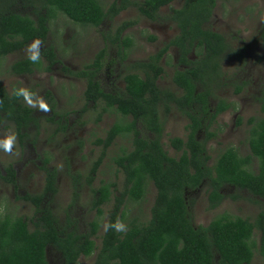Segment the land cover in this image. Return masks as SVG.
Wrapping results in <instances>:
<instances>
[{
  "label": "trees",
  "instance_id": "1",
  "mask_svg": "<svg viewBox=\"0 0 264 264\" xmlns=\"http://www.w3.org/2000/svg\"><path fill=\"white\" fill-rule=\"evenodd\" d=\"M175 1L114 0L105 8L100 0H0V64L31 42L45 40L51 22L59 14L77 24L101 28L104 48L92 63L71 74L87 80V102L102 104L103 113L114 110L124 117L125 121H117L111 127L104 141L99 140L104 149L119 137L132 140V149L124 150L116 159L124 175L123 189L119 192L115 182H104L94 190L92 210L97 215L87 222L86 228L76 220L74 205L66 212L64 221L43 206L49 196L57 193L55 170H48L41 193L22 197L36 209L38 216L31 221L34 230L24 217L0 214V264H50L49 247L58 250L66 264H78L82 257H90L97 251L96 238L105 215L103 207L112 201L95 264H251L257 249L264 258V209L254 220L223 215L208 225H196L193 213L196 199L188 194L206 185L211 209L224 201L226 187L235 188V199L242 192L264 199V117L253 119L250 155L242 157L236 149L228 148L213 166L209 164L208 144L216 138L212 128L234 106L220 97L219 92L234 87L240 94L249 84L245 80L239 82L236 76H228L223 70L232 51L224 35L210 28L219 0H184L181 8L174 9L167 19L176 24L179 33L147 60L131 64L124 77V88L108 92L99 81L100 73L108 70L110 63L122 64L127 59L132 39L123 35L137 22L124 21L115 33L104 28L105 24H113L130 8L160 22L164 19L162 9ZM18 6L29 9L33 15L18 12ZM261 40L264 45V27ZM172 48L179 52L181 68L175 71L173 81L182 91L180 95L158 84L165 72L161 61ZM113 52L117 55L115 59ZM193 54L197 56L195 59ZM59 62L54 48L49 47L42 51L37 62L25 58L15 62L11 70L15 75H32L37 71L50 72ZM19 89L14 87L9 92L0 84V124L13 123L22 136V130L35 118L24 98L15 95ZM258 101L264 112V83ZM173 108L190 120L187 138L171 139V146L181 153L180 157L171 156L162 143L164 126L160 114ZM254 159L259 163L257 171L251 169ZM101 163L102 158L92 167L90 185ZM5 170L6 175L0 172V177L16 185L14 167L9 165ZM151 183L157 190L151 218L145 222L134 218L118 231L114 225L124 220L127 204L144 201ZM255 230L261 234L259 246L253 239Z\"/></svg>",
  "mask_w": 264,
  "mask_h": 264
},
{
  "label": "rangeland",
  "instance_id": "2",
  "mask_svg": "<svg viewBox=\"0 0 264 264\" xmlns=\"http://www.w3.org/2000/svg\"><path fill=\"white\" fill-rule=\"evenodd\" d=\"M100 1L108 8L114 0ZM183 3L184 0H176L164 7L162 9L164 19L160 22H153L140 15L135 8H130L121 13L113 24H105L104 28H109L115 33L124 21L137 22L123 35L132 39L127 59L122 64L110 63L108 70L99 75V81L105 91L111 92L117 87L124 88V77L129 73L130 65L147 60L179 33L176 24L167 17L174 9L181 8ZM17 10L33 15L23 6H18ZM263 27L264 0L218 1L210 28L224 35L232 51L223 64V70L228 76H236L239 82L245 80L249 84L240 94L235 92L234 87H227L219 92L220 97L234 106L223 113L212 128L216 138L208 144L210 166H213L228 148L236 149L242 157L251 154L249 139L253 119L259 120L264 117L258 101L261 85L264 83V45L261 40ZM151 36L156 39L151 40ZM36 41H39L40 56L42 51L49 47H53L56 52L60 62L55 64L50 72L37 71L32 75L12 73V65L28 58L29 46L35 41L27 48L12 53L0 64V84L9 92H12L14 87L32 90L37 104L39 100H43L48 105V111H42L38 106L32 107L25 102L33 109L35 121L22 130V136L18 134L13 123L0 124V140L14 136L10 152L0 149V172L5 176V168L9 165L16 170V185L0 177V214L24 217L34 230L35 226L31 221L38 216L36 209L22 197L26 194L41 193L46 185L48 170H55L57 193L49 196L43 206H48L58 219L64 221L66 212L74 205L72 211L76 220L86 228L87 222L95 219L97 215L96 210H92L94 190L104 182H115L119 192L123 189L124 175L119 170L116 159L123 155L124 150L132 149V140L119 137L112 146L104 149L99 140L104 141L111 127L117 121L124 120V117L114 110L103 113L102 104L87 102L85 99L87 80L71 74L92 63L104 48L105 41L101 28L83 26L59 14L51 22L47 38ZM168 54L161 61L165 72L158 84L161 88L180 95L182 91L173 81L175 71L181 68L178 66V49L172 48ZM112 57L114 59L117 57L115 52ZM196 57L195 54L192 55L193 59ZM160 116L164 126L162 137L164 148L171 156L180 157L181 153L171 146V139L174 137L186 139L190 120L175 108L167 114L162 110ZM100 158L102 163L90 185L88 183L90 171ZM258 167V160L254 159L251 169L257 171ZM76 187L78 198L75 200ZM118 191H115V194H118ZM156 193V187L151 183L144 201L127 204L125 218L120 224L125 228L134 218L144 222L149 220ZM223 193L225 199L216 209L210 208L206 185L194 193H188L196 199L193 208L196 225H208L223 215L254 220L264 209V199L246 192L240 193L241 196L235 199L234 187L224 188ZM112 206L113 201L103 207L105 212L103 224L96 238L98 249ZM260 237V232L255 230L253 239L257 246L260 244ZM98 249L92 256L82 257L78 264H95ZM47 257L50 264H66L62 254L53 247L48 248ZM251 264H264V258L258 249L255 250Z\"/></svg>",
  "mask_w": 264,
  "mask_h": 264
},
{
  "label": "clouds",
  "instance_id": "3",
  "mask_svg": "<svg viewBox=\"0 0 264 264\" xmlns=\"http://www.w3.org/2000/svg\"><path fill=\"white\" fill-rule=\"evenodd\" d=\"M28 59L33 63L37 62L40 59L39 41H35L29 46ZM15 95L22 96L24 100L27 102V104L32 107L38 106L40 110L48 111L47 103H45L43 100H39L37 104V101L34 100L33 98V94L27 89L21 88L15 92ZM13 141H14V136H9L6 139L0 140V149H2L5 152H10L12 149ZM114 227L118 231L123 230L124 228V226L119 222H117L114 225Z\"/></svg>",
  "mask_w": 264,
  "mask_h": 264
}]
</instances>
